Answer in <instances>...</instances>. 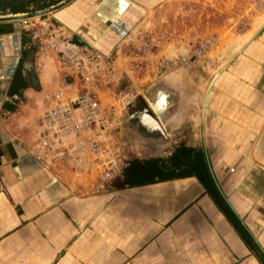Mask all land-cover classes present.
Listing matches in <instances>:
<instances>
[{
	"label": "crops",
	"instance_id": "obj_1",
	"mask_svg": "<svg viewBox=\"0 0 264 264\" xmlns=\"http://www.w3.org/2000/svg\"><path fill=\"white\" fill-rule=\"evenodd\" d=\"M167 1L66 0L41 17L0 16V264H260L236 216L264 251L252 140L264 127V27L251 32L236 65L248 80L223 87L227 97L234 90L235 102H221L216 112L215 91L204 143H186L204 151L211 188L197 175L123 186L132 160L165 159L157 154L163 148L137 146L134 156L113 146L104 178L80 169L64 149L42 147L45 109L59 90L82 87L76 61L88 52L121 55ZM41 19L52 24L43 44L33 38Z\"/></svg>",
	"mask_w": 264,
	"mask_h": 264
},
{
	"label": "rangeland",
	"instance_id": "obj_2",
	"mask_svg": "<svg viewBox=\"0 0 264 264\" xmlns=\"http://www.w3.org/2000/svg\"><path fill=\"white\" fill-rule=\"evenodd\" d=\"M42 21L38 23L39 28ZM148 21L144 30L125 44L121 55L117 52L111 55L101 54L104 58L99 63L103 69L94 78L88 79L86 75L80 73L81 80H78V83L82 87L80 86L70 96L90 93L97 97L105 117L101 126L103 130H108L105 136L101 132L103 135L100 140L110 148L125 146L131 149L132 155L135 156L139 154L136 153L137 146L142 144L129 130L133 126L130 125L128 118L127 102L144 98L153 87L165 84V79L186 81L195 96L196 109L184 137H171L170 141H165L163 151L157 152L158 156H168L173 147L181 142L185 144L198 142L199 145L204 143L206 125L205 121L202 123V118L206 90L209 97L205 119L210 107V97L215 91L217 97L213 110L216 112L219 111L221 102H235L234 90L230 89L229 92L232 94L227 97L224 95L223 87L226 85L233 87L239 79L248 80L236 72V65L243 59L242 53L245 55L243 50L252 43L251 32H257L264 27V0H168L165 2L163 12L157 16L151 13ZM247 33L249 35H246ZM254 63L257 65V61ZM245 64L249 66V71L255 68L248 60ZM254 73L257 79L259 73L256 70ZM175 82V89L182 90L179 83ZM151 97V101L156 102L158 94L155 95L154 92ZM198 104H202V107ZM162 117L165 118L163 115ZM252 140L258 158L254 159L259 163L261 183L259 198L262 206L264 127ZM207 150L209 153L208 148ZM260 221L261 235L264 234V217ZM259 246L263 250L260 244Z\"/></svg>",
	"mask_w": 264,
	"mask_h": 264
},
{
	"label": "built area",
	"instance_id": "obj_3",
	"mask_svg": "<svg viewBox=\"0 0 264 264\" xmlns=\"http://www.w3.org/2000/svg\"><path fill=\"white\" fill-rule=\"evenodd\" d=\"M51 33L52 24L49 19H45L41 22L40 29L34 31L33 38L43 44ZM103 58L95 52H88L76 61L77 73L86 75L88 79L94 78L103 69L99 63ZM75 90L69 87L59 90L55 105L45 109L41 118L42 147L46 150L64 149L69 160L80 169L98 170L101 177L107 178L109 173L106 167L111 148L100 140L103 135L101 132L104 133L103 136L108 133V130H103L101 126L105 117L100 102L90 93H77L71 97ZM96 128L98 130H95Z\"/></svg>",
	"mask_w": 264,
	"mask_h": 264
},
{
	"label": "trees",
	"instance_id": "obj_4",
	"mask_svg": "<svg viewBox=\"0 0 264 264\" xmlns=\"http://www.w3.org/2000/svg\"><path fill=\"white\" fill-rule=\"evenodd\" d=\"M65 1L66 0H0V16L19 13L34 15L51 8L58 9L65 5L63 4ZM206 161L205 153L202 149L196 150L195 148L186 146H181L176 149L169 159L158 158L143 161L135 159L132 160L123 171V186L135 188L156 182H166L197 175L204 186L211 188L212 185L209 184L212 183L213 180ZM213 199H215L219 205L222 204L224 211L225 208H227L228 212H231L230 207L224 205V202H221L223 200L217 199L215 195ZM236 219L241 236L246 245L255 253L260 264H264V251L260 248L259 244L248 235L247 229L241 225L237 216Z\"/></svg>",
	"mask_w": 264,
	"mask_h": 264
},
{
	"label": "flooded vegetation",
	"instance_id": "obj_5",
	"mask_svg": "<svg viewBox=\"0 0 264 264\" xmlns=\"http://www.w3.org/2000/svg\"><path fill=\"white\" fill-rule=\"evenodd\" d=\"M175 81L179 83V87H181L182 90L178 89L177 91L174 88H170V91L174 92V97L172 99L162 94L163 92L161 91L159 93L161 95H158L156 102L148 100L147 96L151 97L157 86L166 87V84L161 83L153 87V90L148 95L144 96V98H137V100H129L127 102L129 108L128 118L130 125L133 126L130 127L129 130H131L133 136L141 142L143 146H147L150 149L163 148L165 147L163 146L165 141H170L171 137H175L180 132L185 133V131L189 129L188 124L191 121L193 111L196 109L195 96L192 94L190 85H188L186 81ZM149 104L159 120L160 116H165L166 126H160L163 133L157 129L150 131L141 124L142 114L149 110ZM198 105L202 107V104ZM181 146H186V144L181 142L173 147V150L168 153L169 156L165 157V159H169L176 149Z\"/></svg>",
	"mask_w": 264,
	"mask_h": 264
},
{
	"label": "bare ground",
	"instance_id": "obj_6",
	"mask_svg": "<svg viewBox=\"0 0 264 264\" xmlns=\"http://www.w3.org/2000/svg\"><path fill=\"white\" fill-rule=\"evenodd\" d=\"M166 80H167L168 86L167 85H165L166 87H164V86H159L158 87L157 86L156 89H155L156 91L154 90V92H155V95H157V94L161 95L159 93L162 91L163 92L162 94H164L165 96H167L170 99H172L174 97V92H171L170 88L171 89L172 88L175 89L176 88L175 87L176 86V82H175V80H172V79L171 80L170 79H166ZM208 97H209V94H208V92L206 90L205 97H204V112H203V118H202L203 124H204V121H205V114L207 113L206 110H207ZM147 98H148L149 101H151L152 97L150 98V97L147 96ZM142 121H143V125L147 129H149L150 131L156 130V128L158 126H163V127L166 126L165 118L160 116V120H159L158 117H156L154 111L152 110V107L150 106V104H149V110L146 111L144 114H142Z\"/></svg>",
	"mask_w": 264,
	"mask_h": 264
},
{
	"label": "water",
	"instance_id": "obj_7",
	"mask_svg": "<svg viewBox=\"0 0 264 264\" xmlns=\"http://www.w3.org/2000/svg\"><path fill=\"white\" fill-rule=\"evenodd\" d=\"M54 10H55V9L52 8V9H49V10H46V11L40 12V13H38V14H36V15L49 14V13H52ZM164 82H165V84L168 86V84H167V80H166V79L164 80ZM141 124H143V121H142V120H141ZM143 126H144V125H143ZM156 129L163 133V131H162V129H161L160 126H158Z\"/></svg>",
	"mask_w": 264,
	"mask_h": 264
}]
</instances>
